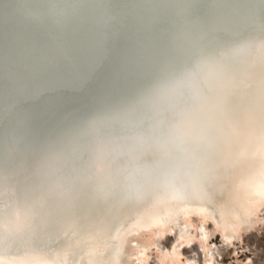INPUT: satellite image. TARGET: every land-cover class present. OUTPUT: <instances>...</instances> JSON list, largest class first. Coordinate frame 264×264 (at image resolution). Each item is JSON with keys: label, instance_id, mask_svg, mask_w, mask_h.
<instances>
[{"label": "bare ground", "instance_id": "6f19581e", "mask_svg": "<svg viewBox=\"0 0 264 264\" xmlns=\"http://www.w3.org/2000/svg\"><path fill=\"white\" fill-rule=\"evenodd\" d=\"M259 32L214 59L238 39L204 50L130 101L135 86L68 120L63 115L75 104L59 106L47 124L40 111L58 99L30 108L28 92L12 99L15 88L0 79V264H140L154 249L161 264H195L183 257L195 240L206 250L202 264H214L216 232L224 244L250 233L264 220V195L247 190L264 178V28ZM68 90L75 91L69 85L55 93ZM118 95L127 100L121 108L103 111Z\"/></svg>", "mask_w": 264, "mask_h": 264}, {"label": "water", "instance_id": "95a60500", "mask_svg": "<svg viewBox=\"0 0 264 264\" xmlns=\"http://www.w3.org/2000/svg\"><path fill=\"white\" fill-rule=\"evenodd\" d=\"M204 1L0 0V64L5 66L0 79L7 83L0 82V89L15 88L12 99L25 98L22 94L28 92L34 102L26 105L30 108L58 99L42 108L40 124L55 117L59 106L75 104L63 115L68 120L75 110L92 107L100 97L123 89L128 93L135 86L130 101L225 39L238 40L212 59L243 49L264 28V0H209L204 5L208 10L203 9ZM69 85L75 91L55 93ZM118 96L103 111L121 108L127 100Z\"/></svg>", "mask_w": 264, "mask_h": 264}, {"label": "rangeland", "instance_id": "374dc122", "mask_svg": "<svg viewBox=\"0 0 264 264\" xmlns=\"http://www.w3.org/2000/svg\"><path fill=\"white\" fill-rule=\"evenodd\" d=\"M261 210H264V206ZM261 210L260 213L264 214V211L262 212ZM198 220H200L199 217L195 215L194 221L197 223L199 222ZM263 221L264 220H262L261 223L259 222L250 233H244L241 239L237 238L235 239L234 243L230 244H224L223 242H221V233L216 232V234L210 238V241L213 243V251L216 259L214 264H242V261L248 259H251L252 264H264ZM206 226L208 228H211L212 221L207 222ZM173 238V236L169 235L168 237L162 240V243L168 246L170 245V240H173ZM214 243H216L217 245ZM192 245V248H187L185 247L186 245L183 247L185 253L183 257L186 258L185 255H187L190 258L196 260L195 264H202V252L200 251L201 248L198 245V241L195 240ZM234 252L238 253V255H233ZM239 261L240 263H238ZM140 264H161L158 261L155 249L153 251V254H151L150 261H146Z\"/></svg>", "mask_w": 264, "mask_h": 264}, {"label": "snow or ice", "instance_id": "6c2138e0", "mask_svg": "<svg viewBox=\"0 0 264 264\" xmlns=\"http://www.w3.org/2000/svg\"><path fill=\"white\" fill-rule=\"evenodd\" d=\"M247 190L254 195H264V178L260 179L258 182L255 180L250 181L247 185ZM212 227H215V226L213 225ZM169 235L175 237L176 234L173 232V233H169ZM205 239H207V237H205ZM221 239H223V237H221ZM185 247L192 248L193 245L191 243H189ZM171 250H173V251L176 250V242L175 241L171 245ZM200 251L203 253L206 250L200 249ZM233 255H238V253L234 252ZM245 264H252V262H251V260H248V261H245Z\"/></svg>", "mask_w": 264, "mask_h": 264}]
</instances>
